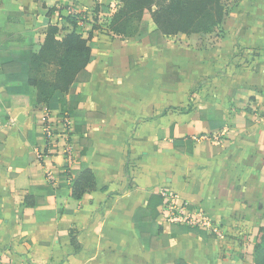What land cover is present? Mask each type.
Returning a JSON list of instances; mask_svg holds the SVG:
<instances>
[{
  "label": "crops",
  "instance_id": "obj_1",
  "mask_svg": "<svg viewBox=\"0 0 264 264\" xmlns=\"http://www.w3.org/2000/svg\"><path fill=\"white\" fill-rule=\"evenodd\" d=\"M5 1L22 12L27 30L47 31L37 27L35 0ZM44 1L56 8L51 22L61 28L73 4L90 15L96 5ZM98 1L118 9L116 0ZM222 2L227 15L214 32L180 34L162 47L149 38L107 42L95 33L91 80L76 92L85 97L79 109L96 116L86 119L82 134L73 124L70 164L62 154L38 157L44 123L58 121L62 110L36 105L8 111L10 120L0 122V264H255L264 227V0ZM68 32L61 30L59 38ZM253 49L259 54L252 64L241 60L239 52ZM2 93L0 88V98ZM213 110L222 114L221 130L202 118ZM187 140L194 143L191 155ZM175 141L183 143L175 147ZM83 163L96 190L73 214L38 221L25 198L37 187L57 188L64 170L71 171V185ZM155 193L164 198L157 224L169 243L148 249L133 217ZM171 198L192 215L208 216L214 229L166 221ZM40 205L56 209V197L46 196ZM180 226L207 237L171 235Z\"/></svg>",
  "mask_w": 264,
  "mask_h": 264
},
{
  "label": "trees",
  "instance_id": "obj_2",
  "mask_svg": "<svg viewBox=\"0 0 264 264\" xmlns=\"http://www.w3.org/2000/svg\"><path fill=\"white\" fill-rule=\"evenodd\" d=\"M35 1L39 5L37 27H46L45 33L27 30L22 12L10 2L0 0V54H8L0 60V88L3 89L0 122L5 124L10 120V109L43 105L47 111L62 110L68 114L80 134L86 131V119L96 116L79 109L85 97L76 92L79 84L91 80L87 67L94 60L96 32L107 38V42L112 41L114 36L133 37L137 41L149 38L152 46L162 47L170 37L180 34L212 33L227 15L222 0H116V11L95 0L92 28L84 31L80 23L82 16L88 18L87 13L69 14L63 18L61 28L51 22L56 8H48L44 0ZM149 21L155 25L152 31L148 29ZM61 30L69 32L59 38ZM202 118L212 130L225 127L222 114L218 111L213 110L210 115L203 113ZM179 143L183 141H175V147ZM185 143L187 153L193 154V141ZM85 144L86 139L83 138L81 145ZM88 149L91 152L90 140ZM86 155L84 153L83 157ZM95 190V176L89 165L83 163L71 185L61 182L57 188H34L33 194L25 198L24 206L35 207L38 221H46L57 215L73 214L83 196ZM39 195L55 196L56 209H45L40 205L45 197ZM163 202L162 195L155 193L148 206L139 208L133 217L137 236L148 249L158 248L160 241L164 245L169 243L164 228L157 224ZM188 233L207 237L204 231L185 226L177 227L171 235ZM254 262L264 264V227L260 228L257 236ZM175 264L187 263L178 260Z\"/></svg>",
  "mask_w": 264,
  "mask_h": 264
},
{
  "label": "built area",
  "instance_id": "obj_3",
  "mask_svg": "<svg viewBox=\"0 0 264 264\" xmlns=\"http://www.w3.org/2000/svg\"><path fill=\"white\" fill-rule=\"evenodd\" d=\"M75 4L70 9V14H80ZM87 13V12H85ZM259 54L258 50H247L239 52L241 60L252 64ZM58 123L60 125H58ZM74 124V120L66 113H62L58 118V121H49L44 123L43 131L41 132L40 144L38 149V157L40 160H44L49 156L62 154L70 164L74 158V147L71 140V128ZM59 127L64 129V132H59ZM71 171L64 170V176L61 179L66 184L71 183ZM165 198H169L168 194H163ZM166 221L172 224H190L203 229L212 230V222L210 218L202 213H196L192 215L187 209L179 206L175 200L171 198V201L166 205V213L164 215Z\"/></svg>",
  "mask_w": 264,
  "mask_h": 264
},
{
  "label": "rangeland",
  "instance_id": "obj_4",
  "mask_svg": "<svg viewBox=\"0 0 264 264\" xmlns=\"http://www.w3.org/2000/svg\"><path fill=\"white\" fill-rule=\"evenodd\" d=\"M114 7V6H113ZM85 10H81V13H85ZM88 18L85 16H82V21L80 23L81 29L86 31V30H90L92 28V15H90L89 13H87Z\"/></svg>",
  "mask_w": 264,
  "mask_h": 264
}]
</instances>
